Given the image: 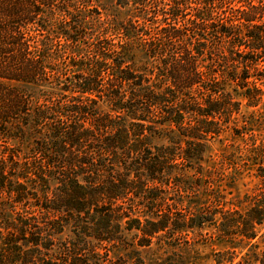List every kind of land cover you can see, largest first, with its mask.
<instances>
[{
    "label": "trees",
    "instance_id": "obj_1",
    "mask_svg": "<svg viewBox=\"0 0 264 264\" xmlns=\"http://www.w3.org/2000/svg\"><path fill=\"white\" fill-rule=\"evenodd\" d=\"M263 113L264 0H0V264H264Z\"/></svg>",
    "mask_w": 264,
    "mask_h": 264
},
{
    "label": "rangeland",
    "instance_id": "obj_2",
    "mask_svg": "<svg viewBox=\"0 0 264 264\" xmlns=\"http://www.w3.org/2000/svg\"><path fill=\"white\" fill-rule=\"evenodd\" d=\"M77 7H78V9H81L82 4L77 5ZM61 14L62 13L58 14V18H62ZM122 16H123V14H122ZM255 132L257 133V130H255ZM245 139H246V136H244V137L232 136L230 134V132L227 131L226 132V138L222 142L216 141L213 144L212 153L214 154L215 157H217V155L220 153V151H226V152L238 151V149L236 148V145H240L241 147H244L241 149L245 150V147H247V145H248V144H246L247 141ZM227 172L233 173L234 170L228 169ZM258 184H259V179L253 174V170L248 169L245 166V170L241 171V173H239L237 175L235 182H233V186L231 188H229V190L231 191V194H228V197L232 198V202L234 201L237 203L239 200L242 199L244 193H247V192L248 193H254L257 190ZM241 206H245V202L242 203ZM197 246L199 247L198 255L203 258V260L201 262L202 264H233V263H230L228 261H224V262L219 263L215 260V258H216L215 253L217 251H222V250H226L229 248L232 249L231 244L224 242V241H221V240L212 239L207 235V236H205L204 239L200 240V243H198ZM164 247L156 246V247H153L152 251H144L143 256L146 259L145 264H158L157 261H160L161 258H163L165 256V253L169 252V251H166V249H164ZM236 250H237V252H239L241 254H243L246 251V249H244L241 252L240 247H237ZM122 254H123V252H119V255H122ZM238 258L239 257H237L235 259V261H237ZM127 264H133V263L131 261H129Z\"/></svg>",
    "mask_w": 264,
    "mask_h": 264
}]
</instances>
